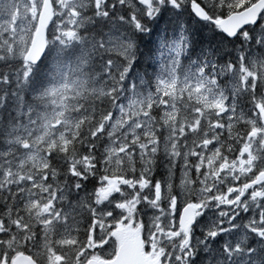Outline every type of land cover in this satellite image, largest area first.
I'll use <instances>...</instances> for the list:
<instances>
[{
  "label": "snow or ice",
  "instance_id": "snow-or-ice-1",
  "mask_svg": "<svg viewBox=\"0 0 264 264\" xmlns=\"http://www.w3.org/2000/svg\"><path fill=\"white\" fill-rule=\"evenodd\" d=\"M0 264H264V0H0Z\"/></svg>",
  "mask_w": 264,
  "mask_h": 264
}]
</instances>
